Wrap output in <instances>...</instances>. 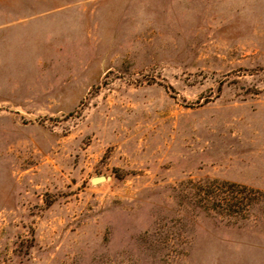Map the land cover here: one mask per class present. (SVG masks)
<instances>
[{"label":"rangeland","instance_id":"374dc122","mask_svg":"<svg viewBox=\"0 0 264 264\" xmlns=\"http://www.w3.org/2000/svg\"><path fill=\"white\" fill-rule=\"evenodd\" d=\"M6 4L0 264H264V0Z\"/></svg>","mask_w":264,"mask_h":264},{"label":"crops","instance_id":"0c3cea01","mask_svg":"<svg viewBox=\"0 0 264 264\" xmlns=\"http://www.w3.org/2000/svg\"><path fill=\"white\" fill-rule=\"evenodd\" d=\"M46 14L47 10L45 8L42 10L36 8L32 11L30 4L0 5V38L4 40L9 35L10 30H18L30 26L32 21L45 23ZM4 52H6V48L2 46L0 54Z\"/></svg>","mask_w":264,"mask_h":264},{"label":"water","instance_id":"95a60500","mask_svg":"<svg viewBox=\"0 0 264 264\" xmlns=\"http://www.w3.org/2000/svg\"><path fill=\"white\" fill-rule=\"evenodd\" d=\"M105 180H106V177L104 175H98V176L91 177L90 182L91 184H97Z\"/></svg>","mask_w":264,"mask_h":264},{"label":"trees","instance_id":"16d2710c","mask_svg":"<svg viewBox=\"0 0 264 264\" xmlns=\"http://www.w3.org/2000/svg\"><path fill=\"white\" fill-rule=\"evenodd\" d=\"M226 197H224L223 199H225ZM236 200H237V202H230L231 201V199H225L223 202H227L226 203V205L227 206H229V207H232V206H237L238 204H239V200H238V198H236ZM220 201H222V200H220ZM230 202V203H229Z\"/></svg>","mask_w":264,"mask_h":264}]
</instances>
